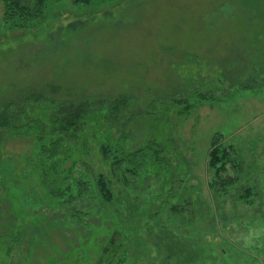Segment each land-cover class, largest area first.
Listing matches in <instances>:
<instances>
[{"label": "rangeland", "instance_id": "374dc122", "mask_svg": "<svg viewBox=\"0 0 264 264\" xmlns=\"http://www.w3.org/2000/svg\"><path fill=\"white\" fill-rule=\"evenodd\" d=\"M128 95L115 127L107 105ZM93 96L106 105L56 144L54 118ZM0 112V264H98L116 230L110 264H264V0H49L7 22L0 0ZM215 139L225 192L210 186Z\"/></svg>", "mask_w": 264, "mask_h": 264}, {"label": "trees", "instance_id": "16d2710c", "mask_svg": "<svg viewBox=\"0 0 264 264\" xmlns=\"http://www.w3.org/2000/svg\"><path fill=\"white\" fill-rule=\"evenodd\" d=\"M4 4V19L5 21L30 20L40 17L44 14L45 7L49 0H1ZM76 2L89 3L91 0H75ZM185 95V94H183ZM105 99H101L98 96L86 98L81 101L73 102L69 101L62 108V115L54 118V122L58 124V139L56 144L61 142L76 143L80 134L83 132L82 127L86 125L87 114L100 111L105 104ZM109 108L107 118L115 126H120V119L128 116L129 110L135 108L137 101H134V97L125 96L113 99ZM111 100V101H113ZM172 100V99H170ZM183 101V96L179 100ZM178 101V102H179ZM172 105L178 103L172 100ZM182 104V103H179ZM175 106V105H174ZM187 109L189 105L185 106ZM127 111V112H126ZM0 112V131H4L1 128L9 127V121ZM130 113V112H129ZM141 111L139 112V114ZM126 114V115H125ZM120 117V118H119ZM6 129V128H4ZM110 144V143H109ZM108 143H101L98 148L100 160L102 166L109 167L112 173L113 179H119L120 175L117 171V166L122 163V155L118 151H113V148ZM231 162L230 155L227 154L226 148L219 144L215 139L212 143V147L209 152V167L215 172V177L210 183L211 188L215 192L227 191L236 181L235 177L229 174L228 164ZM232 167L239 171V165L231 163ZM94 183L97 187V195L104 198L106 201L113 200V181L106 175V173L91 172ZM237 175V174H236ZM79 177L77 178V180ZM121 242L120 231H114L106 245L103 247L102 256L98 264H104L105 261L112 263L113 259L118 253V249L121 248L119 245Z\"/></svg>", "mask_w": 264, "mask_h": 264}]
</instances>
